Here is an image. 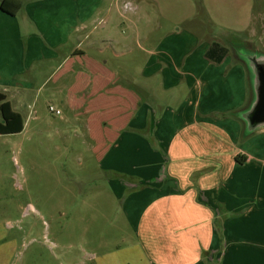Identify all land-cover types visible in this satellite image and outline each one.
Wrapping results in <instances>:
<instances>
[{
    "label": "crops",
    "instance_id": "1",
    "mask_svg": "<svg viewBox=\"0 0 264 264\" xmlns=\"http://www.w3.org/2000/svg\"><path fill=\"white\" fill-rule=\"evenodd\" d=\"M19 1L14 15L0 9V92L22 116L39 77L66 80L65 106L86 116L93 153L117 176L115 192L129 194L141 263L264 264V130L245 136L238 115H223L251 99L243 61L213 65L212 40L195 33L159 41L143 52L139 77L158 81L168 102L157 96L149 109L146 82L139 93L116 82L130 69L103 46L126 41V25L120 40L107 36L99 0Z\"/></svg>",
    "mask_w": 264,
    "mask_h": 264
},
{
    "label": "rangeland",
    "instance_id": "2",
    "mask_svg": "<svg viewBox=\"0 0 264 264\" xmlns=\"http://www.w3.org/2000/svg\"><path fill=\"white\" fill-rule=\"evenodd\" d=\"M99 1L107 36L120 40L126 25V41L103 46L106 57L116 52V62L130 69L119 68L116 82L137 93L146 82L142 100L149 109L157 96L168 102L158 81L139 77L143 52L159 41L195 33L207 43H223L228 63L239 51L264 55V0ZM56 73L39 77L41 88L21 99L23 130L0 135V264H142L138 232L125 215L129 194L115 192L117 176L98 162L86 116L65 106L66 80L56 82ZM244 86L246 102V78ZM130 209L139 212L140 206Z\"/></svg>",
    "mask_w": 264,
    "mask_h": 264
},
{
    "label": "water",
    "instance_id": "3",
    "mask_svg": "<svg viewBox=\"0 0 264 264\" xmlns=\"http://www.w3.org/2000/svg\"><path fill=\"white\" fill-rule=\"evenodd\" d=\"M237 55L246 67L251 90L247 107L238 115L248 136L264 130V55L248 51H239Z\"/></svg>",
    "mask_w": 264,
    "mask_h": 264
},
{
    "label": "trees",
    "instance_id": "4",
    "mask_svg": "<svg viewBox=\"0 0 264 264\" xmlns=\"http://www.w3.org/2000/svg\"><path fill=\"white\" fill-rule=\"evenodd\" d=\"M20 7L21 3L19 0H2L0 2V9L9 15H14ZM227 53L228 50L225 47L220 46L217 43H212L204 56L213 63L218 64L223 60ZM23 127L24 122L22 116L12 109L10 103L6 100L5 95L0 92V135L20 133L23 130ZM238 157L241 158V160ZM242 160H244L242 156L235 157V161L238 163H242Z\"/></svg>",
    "mask_w": 264,
    "mask_h": 264
},
{
    "label": "built area",
    "instance_id": "5",
    "mask_svg": "<svg viewBox=\"0 0 264 264\" xmlns=\"http://www.w3.org/2000/svg\"><path fill=\"white\" fill-rule=\"evenodd\" d=\"M50 112H54L55 114H58V111H54L51 107H49Z\"/></svg>",
    "mask_w": 264,
    "mask_h": 264
}]
</instances>
